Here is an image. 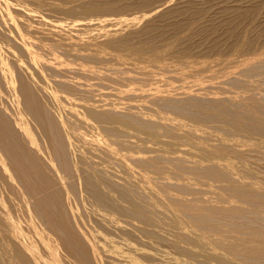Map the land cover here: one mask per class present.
Here are the masks:
<instances>
[{
    "label": "bare ground",
    "instance_id": "obj_1",
    "mask_svg": "<svg viewBox=\"0 0 264 264\" xmlns=\"http://www.w3.org/2000/svg\"><path fill=\"white\" fill-rule=\"evenodd\" d=\"M43 1L41 0L39 4L42 3L43 5L46 3L49 5L46 6L45 4L47 8L50 7V9L53 8L56 11L62 10L61 12L65 11L63 12V14L65 13L67 15L68 13L69 16L71 14L75 15L76 12L77 14H79V12L81 14L83 13L82 15L79 14L81 16L78 15V18L84 16V14H91L92 16V14L107 12H109V14L107 13V15L109 16L111 15L110 12L113 13V11L115 10L123 11V9H130V5V10H134V8H132V0L129 3L130 5L126 4V0H103L99 2L98 0H95L96 2H93L94 0H91L90 3L89 0H85L88 1V3L81 5L80 8L77 9L74 8L76 4L75 2V4H73V7L69 6V8H64V4L62 6L60 5V2L59 5H56L58 3L55 4V1L57 2L59 0H51L52 2H54L53 4L47 3L51 2L50 0H45L44 2ZM62 1H64L65 3V0ZM156 1V4H158L159 0ZM37 2H35V4ZM69 2L66 0V3L69 4ZM120 2L125 3L126 5L122 3L120 4ZM147 2V4L149 5V2L151 1L148 0ZM153 2H155V0ZM70 3H72V1ZM143 3L141 5H143ZM25 4L26 3H24V5ZM39 4L38 6L41 8ZM32 5L33 4L31 3V6ZM127 5L129 6L126 9ZM151 5L153 6V4ZM158 5H155L156 8L158 7ZM45 6L43 5V9H47ZM76 6L78 7L79 4L77 3ZM39 7L37 8L36 5V8L40 11ZM119 7L125 8L122 9ZM250 7H242L246 12L245 14H248L249 16L252 14L254 15V13L256 14L259 6H255L256 8L251 7L252 9ZM138 8L139 5L137 9ZM144 8L146 9L147 7ZM150 8L152 7L150 6ZM154 8L153 10H155ZM0 9L2 11H0V264H155L154 262L151 263L150 261L160 259V254H156L159 247L156 246L157 250L154 249L155 252H152L153 248H151L152 251L151 249H148L151 246H147V243L149 242L150 245V242L152 243V241L156 237H158L159 239H166L168 233H166V236L164 237L163 233L165 232L162 231V229L164 228V226L166 227V225H169L170 228L173 229L172 233L175 232L174 229L177 230V233L175 232L176 240L175 238L170 237L171 233L169 235V237L175 241V244H173V240H170L168 236L167 239L172 243L166 241L167 244L169 243L170 245L171 243L173 244V246L175 245L174 247H177V249L180 248V252H183L190 256L201 255V259L203 262H205V264L212 260L216 261L218 264H264V166L261 165V161H264V118L262 117V114L264 113V96H261L256 92V89L260 87H257V83L256 85H254L253 83H251V80L247 78V80L249 79L250 81H247L245 79L244 85L242 86L240 84L243 87V93L241 94V96H243V98L241 97L242 101L243 99H245L248 101V103L247 101H244L246 104L234 103V107L235 105L237 107L239 106V108L241 107L243 112H237L236 110L231 111L229 107L222 105V100L220 101L218 97H206L207 95H204L205 98H202L203 95H201V98L196 97L195 95L190 96L192 97V100L190 101H193L194 103L195 101H197V103L198 101L202 102L201 105L199 104L198 107H195L197 109L196 112H191L192 110L190 111V108L192 107V104L190 105L191 107L189 106L190 108L188 107L189 110L188 108L186 110V107H182L184 105L181 104V100L179 99L180 96H177V99L176 97L171 96L172 94L169 95L158 92L156 93L157 90L153 91L155 93L150 92L152 93V95L149 96L150 101L159 104V106L161 105V109H164V107H168L167 109L171 108L175 111V113L178 112V114H184L188 119L190 118V121H193L195 123L194 128L190 127L188 129L184 128V126L181 124L180 132V125H173V121H171V123L170 121L167 122L168 117L165 118L166 116L163 117L162 114L157 115V118L153 117L150 113H147L148 107L142 105L140 102L139 105L136 104L137 101L136 103L127 104V106L125 105L126 107L124 106L125 109L123 110L122 106L119 105L120 103H123L121 102L123 101L122 99L129 98L130 96L132 97L133 94L129 93L128 90H126L125 85H123L124 87L123 89H121L122 85L120 86L119 84L121 92L120 94L109 93L108 91L111 90V88L114 86L112 84L114 83L110 84L111 88L108 87L110 86L109 83L106 84L108 86L104 85L106 88L102 87L103 85L101 84L105 79H101V74H98V72L91 73L88 71H84V69L77 70L76 68L74 72V69L71 70V73H74L77 76L72 75L73 77L71 76V78H68L69 76L67 74V68L69 67V65L72 66V64H66L68 66L67 68L60 67V65L58 66L56 65V63L54 64L49 61V57H44L49 56V52L51 51L47 52L49 53V55L45 52L46 55L44 56L43 54L45 53L42 54L41 52L44 49L47 51V49L44 48L46 46V44L44 43L45 40L49 41V45L51 43L50 46H60V48H63L62 50H65L68 54H73V52L77 53L80 51L83 52V49L89 48L95 43L94 37L97 35L99 36V34L94 33L95 36L93 38H87L88 40H83L79 34H82L81 36L83 37L84 32L79 34L76 33L78 29L76 26L79 25L86 31L95 30L96 32L97 30L100 32V36H107L105 42H103L104 40L99 38L103 42L100 47L98 46L99 48H104V46L102 45L106 44L107 46L116 48V50L119 49L118 51L126 50L129 54L140 57H135L136 60H139L141 59V57H143L146 58V60L149 59L155 62L158 60V58H160V55L163 54V51L161 52V47L159 45H161L162 42L166 41L163 37L164 41H161V38V42L159 41L161 44L156 45L157 41L156 43L154 41L156 35H154V39L152 38L154 31L156 30H153L152 28L151 29L153 30V33H150L151 30L150 32L149 30L146 32L152 34V36L148 35V37L150 36L151 38H142L143 36L140 37V35L145 32V29L147 27L150 28L151 25L144 26L143 24L144 28L139 31L131 29L132 33L129 31L131 34L124 33L121 35V33H119L120 30L127 29L125 27L122 29V26H127L129 29V24L134 23L140 13L141 16H139L141 18L149 16L148 13L151 12L148 11H150L151 9H146L148 11L147 14L146 12L144 13V16L142 15V12H139L137 16H134L135 14L132 13L134 17H131L132 14L130 12H134L135 10L122 12L131 14L128 15L131 18H124L122 13L120 15L121 17H114L113 15H111L113 17H108L107 15V17H103L101 15L102 18L99 16V18H89V15H87L88 17L85 16L80 19H76L77 15H73L75 20L71 19L70 23H68L67 21L68 19L70 20V17L68 15L67 17L59 14L56 18L55 14L57 12L54 13L55 11L53 12L52 10L51 12L54 13V19H52L53 14L51 13V20L46 15V13H44L50 11V9H48L47 11H43V14H45L43 15L35 13V10L29 8L28 6L25 7L20 3L14 4L11 0H0ZM158 10L155 11L158 12ZM121 11H118V14L115 12V14L119 15ZM175 11L177 12L178 10ZM191 11H193L194 13H199L197 9H191ZM13 12L16 13V15H14ZM125 13L124 15H126ZM59 16H63V18L67 17V19L65 20L64 18V20H62V18H59ZM139 19L140 18H138L136 22H138ZM61 21H67V23L71 25L69 29L71 28L72 30H74L76 27V32L70 34H65L64 32L61 33L62 31H65L60 30V25L64 24V22L61 23ZM47 22L49 24H52L51 26H53V28H49L48 32H43L42 28L40 29L38 24H41L42 27V24L47 25ZM68 24H65V26H68ZM190 26L191 28L188 27L189 30L191 29L190 31H195L197 29L196 27H198V25H195L194 22L191 23ZM235 26L236 25L234 24V27ZM81 28L79 30H81ZM45 29L48 30L47 27ZM134 30L137 32L135 33ZM133 32L135 34H133ZM88 34L91 33L89 32ZM88 34H86V36H89ZM118 34L120 35L118 36ZM245 34L247 33L245 32ZM134 36H138L140 41L137 43L136 41L133 42V40L135 39ZM243 36L241 37V39H243ZM258 40L260 41V39ZM97 41L96 43L98 44ZM242 42V45L245 47V54L247 53V56L244 55L245 58H241L243 56V49L242 52L239 51L240 53H242L240 54V58L243 59L242 61H239V63L241 62L240 67L243 66V71L246 72L243 73L246 74L245 76H255V78L257 74V77L261 75V78L256 79H260L259 83L264 84V74L262 73L259 75V73H255L258 70L261 71V69L255 70V67L254 69L252 68L253 66H255V64H258L260 66L262 65V67L264 66V47L255 48L253 45H251L250 42L252 41H250L247 36ZM166 43V45H169V42ZM106 45L105 49L107 50L108 47H106ZM57 46L53 48L57 50ZM162 46H165V44L163 43ZM173 47H176V45ZM48 48V50H53L50 49L51 47L49 46ZM93 48H90L89 50H92ZM105 49L102 50L105 52H111L106 51ZM111 50L113 51V49ZM54 51H52V53ZM103 51H99V53L97 52V50L90 51L91 53L89 52L87 57L93 58L95 60H100L101 63L106 62L105 64L107 65V60L102 62V60L106 58L108 59L109 64H112V61L109 60V58L105 57L104 54L103 56H100ZM176 52L179 53V51ZM235 52L237 53L238 49ZM83 53L81 54V57ZM184 53L186 54V52ZM184 53L182 54L180 51V54H182L183 56H185ZM164 54L168 53L165 52ZM225 54H227V51ZM71 55L68 57L72 59L73 55ZM86 55L84 57H86ZM173 55L171 56L172 58ZM189 55L188 57H191V55ZM237 55L239 58L238 53ZM114 56L117 57V55L115 54ZM114 56L112 57V59L114 58L116 61V58ZM118 56L120 57L122 55ZM73 57L75 58V56ZM124 57L125 56H123L122 58ZM163 57L164 56H162V58ZM171 57H168V59L171 60ZM131 58L132 60H134L132 56ZM162 58L160 59L162 60ZM176 58H178V56H176L173 60L177 61ZM181 58L183 57L180 56L179 60ZM225 58L227 59V57ZM83 59L84 61H86L85 58ZM219 59H217V61ZM223 59L222 61L224 62ZM226 59L225 64H227ZM58 61L60 62V60ZM115 61H113V63ZM145 61L142 62L143 65ZM191 61L190 63L192 65L194 62L192 63ZM203 61L204 63H206L205 60ZM203 61L201 63H203ZM235 61L238 62V60ZM91 62L94 63L95 66H97L95 63H97L98 61L93 62L92 60ZM184 62L178 63L183 64ZM220 62L221 61L219 60L217 64H219ZM76 63L78 67V63L81 62ZM178 63L176 64V66L178 65ZM201 63L200 61H198V64ZM58 64H62V61ZM97 64V68L101 67L102 65L101 64L99 66V62ZM105 64L102 65L103 68ZM139 64H141V61ZM139 64H134L137 66H133L132 68L136 69ZM209 64L212 65L211 62ZM116 65L118 66V64ZM153 65L154 64H152V66ZM165 65L167 66L168 64L165 63ZM165 65L163 64V66ZM87 66H90V64ZM117 66L115 67L116 69ZM148 66L150 67V64L147 65V68ZM163 66H161L160 68L162 69V71L164 68ZM74 67L76 66L74 65ZM80 67L83 66H79V68ZM106 67L109 66H105V68ZM121 67H123V65ZM128 67L129 69L131 68L130 65ZM167 67H165V71ZM210 67L208 66V64H204L202 69H206L207 71V69ZM71 68H73V66L69 67V69ZM88 68L87 70H91ZM112 68L111 71L115 72L116 70H113L114 68ZM147 68L145 67L144 70L141 71L143 73L142 75H146V70H148ZM153 68L156 69L155 66ZM173 68H176L175 64ZM173 68L170 69L174 70ZM222 68L225 70L229 67L224 68L223 66ZM118 69L120 70L119 73H124L121 71V69L123 70L124 68L120 69V66H118ZM155 69L151 70L152 73H155L153 72V70L157 71V69ZM176 69L177 70L175 71H178L179 68ZM193 69L194 73L192 72L190 74L197 78L199 72L196 73L197 76H195V71L197 72V69L195 70V65ZM202 69H198V71L201 70L203 72ZM230 69L231 71L233 70L232 68ZM99 70L101 71V69ZM107 70L110 75L113 73L109 72L110 68ZM136 70L134 71L136 72L135 74H139ZM185 70L187 69L185 68ZM129 71L131 72V70ZM129 71L127 70L125 74L128 75ZM158 71L160 72V70ZM158 71L156 72V74L159 73ZM103 72H105L104 75L107 73L106 70ZM181 72L183 73V70ZM186 72L185 74L187 75ZM208 72H210V70L205 72L206 74L204 72L203 73L204 75H209L210 73L208 74ZM215 72L216 71H214V74ZM152 73L150 72L151 76H153ZM109 74H106V76L108 77ZM162 74H160V77H162ZM169 74H171L170 71ZM169 74H167L168 78L170 77ZM145 75L144 77L142 76L144 79L148 78L149 73H147V77ZM174 75L179 76L176 74V72ZM231 75L233 76V73ZM82 76H84V78L90 77L91 79L100 78L101 81H103L102 83H98V81H96L101 86V90L104 88L105 90H107V92L105 90H102L105 92L98 90L100 86L97 89V86L94 84L97 92L99 91L98 93H95V88L93 87L94 85L90 86L89 81L86 84V80H84L83 82L79 79V77ZM130 76L132 79H134V77L136 78V75L132 77L133 75L130 74ZM236 76L237 75H235L234 77ZM113 77L114 76L109 78ZM126 77L128 79L129 75ZM209 77L212 78V75H209ZM216 77L218 76L216 75ZM216 77L215 75L213 76V78ZM224 77L226 76L224 75ZM234 77H230L229 79L231 80V78ZM189 78L192 79L191 77ZM189 78H186V82ZM213 78L211 80L214 81L215 79ZM255 78L254 80H256ZM119 79L122 80L123 78L119 77ZM223 79L221 78L220 81H223ZM113 80L115 81V78ZM145 80L143 82H146ZM207 80L209 81V79ZM136 81L138 82L139 79ZM192 81L194 83V81L196 80L194 79ZM90 82H93V80ZM132 82L134 83V81ZM154 82L155 81L153 80L152 84H154ZM186 82L184 81V83ZM191 82L189 81V83ZM232 82L233 81H231L230 83ZM146 83L149 85L148 82ZM176 83L177 84L174 85H179L178 82ZM141 84L142 83L138 84L140 86L137 87H142ZM203 85L204 84H202V86L200 87H203ZM216 85L217 87L219 86V84H215V86ZM230 85L228 88L227 84V88L231 90ZM150 86L148 89L149 91L151 90ZM185 86L183 89L186 90L187 88H185ZM232 86L234 85L232 84ZM206 87L209 88L211 87V85H206ZM212 87L214 88L213 85ZM224 87L225 86L220 88H223L224 91ZM107 88H109V90ZM127 88L132 91L130 87L127 86ZM213 88L211 89L214 94L217 90L214 89L215 91H213ZM154 89L152 88V90ZM170 89L174 90V88ZM188 89V91H190L189 87ZM144 90L145 89L143 88V90L141 91L143 92ZM185 90H183L182 92L184 93ZM200 90L202 89L200 88ZM207 90L209 91V89ZM178 91L179 88L175 93H177ZM233 91H235L234 88ZM240 91L241 89L239 90V93ZM236 92L235 94H237ZM235 94L233 92L234 96ZM257 95L259 96L257 97ZM111 96H114V98H111ZM9 97L12 102H9ZM233 98L234 97L230 99L233 100ZM256 99L258 100L257 103ZM150 104L153 105L152 103H148L147 106L150 107ZM232 106L233 105H231V108ZM156 109L158 110L157 107H155V110ZM171 109L169 115L172 114ZM151 110H153V106ZM259 111L260 113L262 112L261 116L259 115ZM165 112L167 111L165 110ZM238 113H244V115L242 114L241 116ZM176 116L178 117V115ZM186 116H184V119ZM173 118L175 117L173 116ZM178 120L176 122H178ZM180 120L182 119L180 118ZM211 121L217 122V125H219V127H217L224 130L229 135V137H224L223 133L221 137L219 136L217 139H213L212 141L211 137L201 134L198 135V127L202 124L204 125V123L207 122H209V125L211 123L213 124V122ZM211 127L213 126L211 125ZM209 131L210 130H208L206 133H208ZM135 132L141 133V135L143 134V140L147 139L148 141H157L161 144H159V148L154 147L156 150L152 148L151 145L153 144H149L150 146L147 145L146 147L144 146L145 149L143 147V151L153 150L155 154L154 152H152L153 154L150 155V153L148 152L150 156H145L146 153L144 154L143 152L142 153L144 155H134L133 153L129 152L121 153L120 150L122 149L119 148L120 150H118L116 148V145L113 146V143H118L122 147L125 146L123 149H126V147L127 150L132 149L135 144V141L133 140L134 138H132L134 136L136 137ZM211 133L213 132L211 131ZM216 133L214 131V134ZM161 135H165V137H163L165 139L167 138L166 136H169L171 139H164L165 141H163V139L159 140V136ZM210 136H212V134H210ZM138 137L139 136H137L136 138ZM196 139H198V142H194V140ZM139 140L141 141L142 139ZM136 141L138 142V139ZM149 142L146 143L148 144ZM184 143H193V145L196 143L197 146L195 147L197 149L193 151V149L190 148V144V147H188V149L186 146V149L180 148L182 145H187ZM138 144L141 145V143ZM149 147L151 148L149 149ZM138 148H140V146H138ZM141 151L139 150V152ZM132 152L134 151L132 150ZM180 153L184 155L188 154L191 158L186 157ZM185 158L191 159L190 166H187L185 163V161L190 160H186ZM167 162L172 165L175 176L176 173L180 174L181 176V174H183L185 170H189L187 172L191 171L196 175L195 177H202V180H204V178H208L213 182H217L218 185L215 186L216 188L218 186L219 191L212 189V191L215 190L216 196H210V199H214L209 200L207 199V196L205 198V195L207 194L202 196L204 198H200V192V196L198 198L194 199V196L192 195L191 198L193 199H188L182 197L181 195H174L172 191L170 192V190L172 189L171 186L170 190H167L165 187L162 189V183L166 182L162 179V177L165 178L167 172L165 176L163 175L160 178L157 177L159 180L162 179L161 183H158L161 184V187H159L160 189H162V191L159 193H153V188L149 185V187H151L150 189L145 183V181H148V179H145L146 175H142V178H140V182H142V184L139 182V178L137 179V173L135 174L137 167L140 170H143L142 173L145 172L144 174H148L150 172L151 174H164L165 171L169 169H167L165 165V163ZM192 173L191 176L193 177ZM169 175L172 177L171 174ZM167 176L165 179H167ZM186 177L187 176H185V178ZM174 178H170L171 180L169 179L170 182L168 184H170L172 180L175 182L176 178ZM180 179L178 180V183H180V181L182 183V180ZM192 179L190 180L192 181ZM186 181H184L183 184L180 183L176 185L178 191H180L181 193L186 189L184 185V183H188ZM192 182V185H195L194 180ZM197 182L198 181L196 179V184H198ZM163 184L165 185V183ZM190 184H187L188 187H186L189 188ZM168 186L169 185H167L166 187ZM196 187L198 186H195V188ZM190 189H193V186L190 187ZM200 189L201 188H199V190L197 191H200ZM208 189L205 190L208 191ZM187 190L189 191V189ZM202 190L203 189H201V191ZM192 191L196 192L195 189ZM203 192L204 191H202V193ZM177 193L180 194L179 192ZM214 195L215 194H213V196ZM83 204L89 205L87 214L83 213V210L81 211L82 208L80 207H84ZM84 208H87V206ZM164 230L167 231L166 228ZM172 237L175 236L172 235ZM150 238H153V240L150 241ZM156 242H154L156 245L158 243V245L161 246V243L159 244V241L157 243ZM179 242L185 244V246H180ZM170 248L168 250V253L170 251ZM173 249L171 251H173L174 254V251L176 250ZM161 254H163V252ZM173 254L170 253V255L172 256ZM175 254H179V252ZM165 255L168 256V254ZM161 256H164V254ZM182 256L180 257L178 255L179 259H183V257L187 258L185 256ZM166 258L168 259V257ZM177 259L176 263L181 264L178 263ZM187 259H189V257ZM162 260L164 262L167 261H165L164 259ZM170 260L172 262V259L169 256L167 262H169ZM173 260L174 261L172 262V264L175 263V259ZM185 261L187 260L185 259ZM193 262L195 261L193 260ZM159 263L160 261H158V264ZM194 264H196V262Z\"/></svg>",
    "mask_w": 264,
    "mask_h": 264
},
{
    "label": "rangeland",
    "instance_id": "obj_2",
    "mask_svg": "<svg viewBox=\"0 0 264 264\" xmlns=\"http://www.w3.org/2000/svg\"><path fill=\"white\" fill-rule=\"evenodd\" d=\"M14 4H21V5H23V6H25V7H29V8H31V9H33V10H35V13H39V14H43V11H47L48 9H50V7H46V6H49L48 4H46V6H45V4H43L47 9H43L44 7H43V5H42V3H40L39 4V2L41 1V0H22V2H21V0H11ZM38 1V2H37ZM43 1V0H42ZM45 1V0H44ZM43 1V2H44ZM51 1V0H50ZM62 1V0H61ZM60 0L59 1H55V4L56 3H58V4H56V5H59V2H60V5H62L63 6V4H64V8H69V6L70 7H73V4H75V6H74V8H80V6L81 5H83V4H86V3H88V1H79V0H67L68 2L70 1H72V3H70L69 2V4L68 3H66V0H65V3H64V1H62L61 2ZM93 1V0H92ZM97 1V0H96ZM95 0L93 1V2H96ZM99 1H103V0H98V2ZM105 1V0H104ZM106 1H109V0H106ZM127 2H126V4H129L130 2H131V0H126ZM140 0H132V8H134V10L132 9V10H130L131 9V5L129 6V5H127L126 6V9H127V7L129 6V8L130 9H127V10H125V9H123V8H125V7H119V8H122L123 9V11H126V12H129V11H134V12H130L131 14L132 13H134L135 15L134 16H137L138 14H139V12H142V15L144 16L145 14V12H146V14H147V11L148 10H146V9H151L150 11H148V12H151V13H148L149 14V16H147V17H143V18H141L140 16H141V13L138 15V18H140L139 19V21L138 22H136V20H138V18L135 20V22L134 23H131V24H129L128 26L130 27L129 29H128V27L127 26H122L121 28L123 29L124 27L125 28H127V29H123V30H120L119 31V33H121V35L122 34H124V33H126V34H131L132 32V30L133 29H135V30H137V31H139V30H141L142 28H144V26H152V25H154V26H150V28L149 27H147L146 29H145V32H143V34L142 35H140V37H142V38H151L150 36H152V34H149V32H150V30H151V32L150 33H153L152 31L155 29L156 31H154V34H153V36H152V38L154 39V35H156V37H155V43H156V41H157V43H156V45H159V44H161L160 42L165 38V41L166 42H169V45H166L167 43L166 42H162V44L164 43L165 44V46H162V44L161 45H159L160 47H161V52L163 53H161L162 55H160V58H162V56H164L163 58H162V60L160 59V58H158V60L157 61H155V62H153L152 60H149V59H147L146 60V58H143V57H141V59H135V57L136 58H140V57H138V56H136V55H131V54H129L128 53V51H123V50H120V51H118V50H116V48H113V47H110V46H107L106 44V47H108L107 48V50L105 49V45H102V46H104V48L103 47H101V48H99L100 46H101V44L103 43V42H105V40H106V38H107V36H104V35H101L100 36V32L99 31H97L96 30V32H95V30L93 31H86V30H84V29H82L81 28V26H79V25H77L76 27L78 28L77 29V32L75 31L76 30V27H75V29L74 30H72L71 28L69 29V27H71V25L70 24H68V23H70L71 22V19L73 20H75V18L73 17V15L74 14H71L70 16H69V14L67 13V15L70 17V20L68 19L67 21H68V23H67V21H61V23H63L64 22V24H61L60 25V30L62 31V30H65V31H62L61 33H67V34H70V33H82V32H84V33H86V34H88L89 32L91 33V34H88L89 36H86V34H84L83 33V35L85 36H81L82 34H79L80 35V37L83 39V40H85V39H91V38H93L94 36H95V34L94 33H96V34H99V36L97 35V36H95L94 38H95V45L93 44V45H91L89 48H86V49H83V52H73V56H75V58L71 55V54H68L65 50H62L63 48H60V46H57V50L55 49V48H53V47H56V46H50L51 45V43H50V45H49V41H47V40H45L44 41V43L46 44V46H45V44H44V48H46L47 49V51L44 49L43 51H41L42 52V54L43 53H47V52H49V51H51V52H49L50 53V55H49V53H47L49 56H44V55H46V53L45 54H43V56L46 58V57H49L48 59H49V61H51L52 63H56V65H60V67H64V68H67L68 66L66 65V64H68L69 65V63L70 64H72V66H73V68H71V69H69V67H72V66H70L69 65V67L67 68L68 69V71H67V74H68V78H71V76L73 75V76H77V75H75L74 73L72 74L71 72V70H73V72L77 69H84V71H88V72H98V74H101V79L103 80V79H105V80H103L104 82H106V83H104L103 81H101V79L100 78H98V79H91L90 77L88 78H84V76H82V77H79V79L80 80H82L83 82H84V80H86V84H87V82L89 81V83H90V86H93L94 84L97 86V89H98V87L100 86L98 83L99 82H103L101 85H103L102 87H105V86H108V85H106L107 83H109V85L110 84H112V83H114V84H112V85H114L112 88H111V85L110 86H108L109 88H111V90L110 91H108L109 93H113V94H120L121 92H120V87H119V84H120V86H121V89H123V85H125V87H126V90H128V92L129 93H133L132 94V97L130 96L129 98H124V99H122L123 101H121V102H123V103H120L119 105L120 106H122V109L124 110L125 108H124V106L126 105L127 106V104H132V103H136V101H137V103L136 104H138L139 105V102L142 104V105H145L146 107H148V114L150 113L153 117H156L157 115H161L162 114V116L163 117H165V118H167V122L168 121H170V123H171V121H173L172 122V124L174 125H180V132H181V124L184 126V128H194V126H195V123L193 122V121H190L188 118H187V116L186 115H184V114H181V113H179L178 114V112H176L175 113V111L174 110H172L171 108H169V109H167L166 107H164V109L167 111V112H165V110L164 109H161L160 107H161V105L159 106V104H157V103H153V102H151L150 101V97L149 96H151L152 95V93H150V92H153V91H155V90H157L156 91V93L158 92V93H163V94H169V95H171V96H174V97H176L177 99H178V97H179V99L181 100V104L182 105H184V106H182L183 108H185L186 107V110H187V108L189 107L190 108V111L191 112H196L197 111V109L195 108V107H198L199 106V104L201 105V101H198V103H197V101H195V103L193 102V101H190V100H192L191 98L192 97H190V96H196V97H202L201 95H203V97L202 98H205L204 97V95H207L206 97H213V96H215V97H218V99H220V101H221V103H222V105H224V106H227V107H229V109L231 110V111H242L243 112V110H242V108L240 107L239 108V106L237 107L236 105H235V107H234V103H239V104H242V103H244V104H246L245 102L247 101V100H245V99H243V101H242V98H243V96H241V94L243 93V85H244V82H245V79L247 80V78H249L250 80H251V83H253L254 85H256V83H257V87L258 86H260L261 87V85H262V87L260 88V87H258L257 89H256V92L257 93H259V95H261V96H264V88H263V83H259L260 82V79H256V78H261L260 76V74H264V66L262 67V65L260 66V65H258V64H255V66H253L252 68L254 69V67H255V70H258V69H261V71L260 70H258L257 72H255V70H254V72L257 74V73H259V77H257L258 76V74H257V76H256V78H255V76H252V77H250V76H245L246 74V72L245 71H243V66H241L240 67V63H239V61H242L243 59H241V58H245V56H247V53L245 54V47L242 45V41L244 40V38L247 36L248 38H249V40L250 41H252V42H250L251 43V45H253L255 48H261V47H264V0H159L158 2V4H156L157 3V1L155 0V2H153L154 0H149V1H151V2H149V5L152 7V8H150V6L147 4L148 2V0H141L140 2H139ZM172 1V2H171ZM186 1V2H185ZM207 1V2H206ZM30 4H29V3ZM35 2H37L36 4H35ZM47 2V1H46ZM75 2V3H74ZM81 2V3H80ZM91 2V0H89V3ZM143 3V5H141L142 3ZM167 2V3H166ZM260 2V3H259ZM24 3H26L25 5H24ZM31 3L33 4L32 6H31ZM47 3H50V4H53L54 2H47ZM77 3L79 4V6L77 7L76 5H77ZM122 2H120V4H121ZM154 3H155V5L157 6L158 5V7L156 8V6L154 5ZM162 3V4H161ZM38 4L41 6V8L38 6ZM122 4H125V3H122ZM125 4V5H126ZM144 4H147V5H144ZM151 4H153V6L155 7H153ZM164 4V5H163ZM27 5V6H26ZM35 5V6H34ZM36 5H37V8L39 7L40 8V11L36 8ZM66 5H67V7H66ZM125 5H123V6H125ZM138 5H139V10L137 9V7H138ZM188 5V6H187ZM251 6V7H255V6H259L258 7V10H257V12H256V14L254 13V15L252 14V15H248V14H245L246 12L243 10L244 8H246L247 6ZM61 6V7H62ZM121 6V5H120ZM238 6V7H237ZM144 7H147L146 9L144 8ZM171 7H173V8H171ZM188 7H189V9H188ZM200 7V8H199ZM237 7V8H236ZM242 7H244V8H242ZM250 7V8H251ZM37 9V11H36V9ZM141 8V9H140ZM153 8L155 9V10H158V12L157 11H155V10H153ZM230 8V9H229ZM256 8V7H255ZM43 9V10H42ZM171 9V10H170ZM191 9H197V11L199 12V13H194L193 11H191ZM239 9V10H238ZM252 9V8H251ZM42 10V11H41ZM53 10V12L54 13H58V12H60V13H56L57 14V16H56V14H55V17L57 18L58 17V15L60 14V15H63V16H67L65 13L63 14V12H65V11H63V12H61L60 10L59 11H56L55 9H53V8H51L50 9V11H47V12H44V13H46V15L51 19V17H52V15H50L51 13L53 14V18L52 19H54V13L53 12H51ZM129 10V11H128ZM152 10H153V12H155V13H153L152 12ZM175 10H178L177 12L175 11ZM0 11H1V9H0ZM117 10H115V11H113V13L112 12H110V14L111 15H113L114 17H119L120 15H121V13L123 12V11H121V10H118V11H121L120 12V14L119 15H116L115 14V12H116ZM117 11V12H118ZM172 11V12H171ZM175 11V12H174ZM187 11V12H186ZM202 11V12H201ZM243 11H244V13H243ZM2 12V11H1ZM48 12H49V14H48ZM116 12V13H117ZM181 12V13H180ZM108 14H109V12H107ZM107 13H96V14H92V16H91V14H84V16H82V17H79L78 18V15L79 14H81L80 12H79V14H77V12H76V14L75 15H77L76 16V19L78 18V19H80V18H83V17H85V16H87V15H89V18L91 17V18H95V17H101V15L103 16V17H107L108 15H107ZM125 13V12H124ZM124 13H122V15L124 16V18H127V17H129V18H131V17H134L133 16V14H132V16L130 17V16H128V15H131V14H126V15H124ZM153 13V14H152ZM157 13V14H156ZM239 13H240V15H239ZM13 14L14 15H16V13H14L13 12ZM83 14V13H82ZM81 14V15H82ZM100 14V15H99ZM118 14V13H117ZM150 14H152V15H150ZM199 14V15H198ZM242 14V15H241ZM259 14V15H258ZM43 15H45V14H43ZM74 15V16H75ZM81 15H79V16H81ZM105 15V16H104ZM107 15V16H106ZM111 15H109V16H111ZM198 15V16H197ZM237 15V16H236ZM63 16H59V18H62V20H64V18H65V20L67 19V17H64L63 18ZM71 16H72V18H71ZM108 16V17H109ZM113 16H111V17H113ZM122 16V17H123ZM190 16V17H189ZM244 16V17H243ZM249 16V17H248ZM88 17V16H87ZM98 17V18H99ZM121 17V16H120ZM195 19H194V18ZM252 17V18H251ZM102 18V17H101ZM51 19V20H52ZM97 19V18H96ZM151 19V20H150ZM140 20H141V22H140ZM143 20H144V22H143ZM148 22H147V21ZM54 21V20H53ZM191 21V22H190ZM66 22V23H65ZM195 23V25L197 24L198 25V27H196L197 29L195 30V31H190L189 30V28H191V26H190V24L191 23ZM48 23V22H47ZM142 23V24H141ZM260 23V24H259ZM65 24L67 25L68 24V26H65ZM137 24V25H136ZM141 24V25H140ZM143 24H144V26H143ZM145 24H147V25H145ZM234 24L236 25L235 27H234ZM39 25V27H40V29L42 28V31L43 32H48L49 31V28L50 29H52L53 28V26H51L52 24H42L43 26L41 27V24H38ZM62 26H63V28H62ZM135 26V27H134ZM143 26V27H142ZM157 26V27H156ZM233 26V27H232ZM263 26V27H262ZM48 28V30H46L45 28ZM52 27V28H51ZM67 27V28H66ZM134 27V28H133ZM154 27V28H153ZM189 27V28H188ZM231 27H232V30H231ZM81 28V30H79ZM153 30H152V29ZM229 28H230V30H229ZM245 28V29H244ZM132 29V30H131ZM248 29V30H247ZM250 29V30H249ZM72 31V32H70V31ZM80 32H79V31ZM84 30V31H83ZM124 30H125V32H124ZM128 30V31H127ZM134 30V32L136 33L137 31H135ZM149 30V32L148 33H146L147 31ZM246 30V31H245ZM259 30V31H258ZM86 31V32H85ZM128 33H127V32ZM131 33H130V32ZM188 31V32H187ZM98 32V33H97ZM133 32V34H135ZM155 32H156V34H155ZM179 32V33H178ZM245 32L247 33V34H245ZM252 34H251V33ZM262 32V33H261ZM146 33V34H145ZM189 33V34H188ZM244 34V36H243V34ZM94 34V35H93ZM132 34V35H133ZM147 35V36H145V35ZM157 34H160V35H157ZM162 34V35H161ZM179 34V35H178ZM192 34V35H191ZM90 35H93V36H90ZM116 35H117V33H116ZM120 34H118V36H119ZM148 35H150L149 37H148ZM259 35V36H258ZM160 36V37H159ZM179 36V37H178ZM186 36V37H185ZM243 36V39H241V37ZM253 36V37H252ZM135 37V36H134ZM138 37V36H137ZM137 37H135V39L133 40V42H135L136 41V43L137 42H139L140 40H139V37L137 38ZM159 37V38H158ZM164 37V38H163ZM240 37V38H239ZM259 37V38H258ZM261 37V38H260ZM262 37H263V42H262ZM99 38H101L102 40H104L103 42L99 39ZM157 38V39H156ZM162 38V39H161ZM178 38V39H177ZM256 38V39H255ZM87 39V40H88ZM97 39H98V41H97ZM160 39H161V41H160ZM167 39V40H166ZM170 39H171V41H170ZM181 39V40H180ZM258 39H260V41L258 40ZM180 40V41H179ZM240 40V41H239ZM242 40V41H241ZM255 40V41H254ZM257 40V41H256ZM96 41L98 42V44L96 43ZM99 41H101V42H99ZM160 41V42H159ZM164 41V40H163ZM241 43H239V42ZM51 42V41H50ZM179 42V43H178ZM232 42V43H231ZM238 42V43H237ZM256 42V43H255ZM260 42V43H259ZM261 42H262V44H261ZM252 43H255V44H252ZM257 44H260V45H257ZM97 45V46H96ZM176 45V47H173V46H175ZM235 45H238V46H235ZM262 45V46H261ZM48 46L49 47H51L50 49H53V50H48L49 48H48ZM99 46V47H98ZM158 46V47H159ZM252 46V47H253ZM94 47V48H93ZM98 47V48H97ZM165 47V48H164ZM171 47V48H170ZM236 47V48H235ZM242 47V48H241ZM253 47V48H254ZM90 48H93L92 50H89ZM164 48V49H163ZM235 48V49H234ZM62 50L63 51V53H62V51H60V50ZM99 49H101V50H99ZM105 49L106 51H111V52H105V51H103V50ZM111 49H113V51L111 50ZM160 49V48H159ZM163 49V50H162ZM237 49H238V54H239V58H238V55H237V53L235 52V51H237ZM240 49V50H239ZM242 49H243V56L241 57V55L240 54H242V53H240V52H242ZM56 52H55V51ZM86 50V51H85ZM87 50H88V52H87ZM97 50V52L99 53V51L101 52V51H103L101 54H100V56L102 55L103 56V54H104V56L105 57H107V58H109V60H111L112 61V64H109V61H108V59H103L102 60V62H104L105 60H107V65L105 64V63H101L100 62V60H95V59H93V58H90V57H87L88 56V54H89V52L90 51H96ZM116 52H115V51ZM165 50V51H164ZM170 50H172V51H170ZM225 52H224V51ZM247 50V49H246ZM52 51H54L53 53H52ZM168 51V52H167ZM176 51H179V53H177ZM180 51H181V53L183 54L184 52H186V54L188 53V51H189V53L186 55L185 53V56H183L182 54H180ZM226 51H227V54H225L226 53ZM240 51V52H239ZM64 52H66V53H64ZM114 52V53H113ZM118 52V53H117ZM119 52H120V54H119ZM123 54H122V53ZM168 53V54H164V53ZM220 52V53H219ZM223 52V53H222ZM56 53H57V55H56ZM60 53V54H59ZM79 53V54H78ZM83 53V55H82V57H81V54ZM91 53V52H90ZM93 53V52H92ZM111 53V54H110ZM117 53V54H116ZM127 55H126V54ZM172 53V54H171ZM219 53V54H218ZM229 53V54H228ZM234 53H236V54H234ZM52 54H53V56H52ZM55 54V55H54ZM59 54V55H58ZM61 54H63V55H61ZM75 54V55H74ZM77 54H78V57H77ZM87 54V55H86ZM106 54H110L109 55V57H108V55H106ZM114 54L115 55H117V57H115L114 56ZM171 54V55H170ZM174 54V55H173ZM177 54V55H176ZM180 54V55H179ZM191 55V57H188V55ZM230 54H232V55H230ZM72 56V59L71 58H69L68 56ZM86 55V57H84ZM118 55H122V56H118ZM129 55H130V57H129ZM166 55V56H165ZM173 55V58L171 57ZM189 55V56H190ZM207 55V56H206ZM235 55H237V56H235ZM245 55V56H244ZM51 56V57H50ZM115 57L116 58V61H115V59L113 58L112 59V57ZM123 56H125L126 57V59H125V57L124 58H122ZM131 56L134 58V60H132V58H131ZM176 56H178V58H176L177 59V61L176 60H173L174 58ZM180 56H182L183 58H181L180 60H179V58H180ZM197 56V57H196ZM199 56V57H198ZM229 56V57H228ZM233 56H235V57H233ZM58 57V58H57ZM129 59H128V58ZM167 57V58H166ZM168 57L170 58L171 57V60L170 59H168ZM208 57V58H207ZM210 57H211V59H210ZM220 57H222V58H220ZM225 57H227V59L225 58ZM241 57V58H240ZM61 58V59H60ZM83 58H85V60L87 61L88 59H91V60H88L87 62L86 61H84V59ZM121 58V59H120ZM198 60H197V59ZM203 58V59H202ZM220 58V59H219ZM224 58V59H223ZM234 58H236V59H234ZM66 59V60H65ZM69 59V60H68ZM74 59H75V61H74ZM146 61H145V60ZM160 59V60H159ZM184 59V60H183ZM191 59H192V61H191ZM206 59H208V60H206ZM210 59V60H209ZM215 59V60H214ZM217 59H219L221 62L219 63V64H217L218 62H219V60L217 61ZM222 59L224 60V62L222 61ZM225 59L228 61V62H230V63H228L227 61H226V63L227 64H225ZM234 59V60H233ZM58 60H60V62L58 61ZM65 62H64V61ZM93 60V62L94 61H98L100 64H99V66L102 64V65H104L105 64V66H109V67H106L105 68V66H104V68H103V66L101 65V67H98L99 69H101V71L97 68V66H98V62L97 63H95L97 66H95L94 65V63H92L91 61ZM130 61V62H128V61ZM136 60V61H135ZM165 62H164V61ZM170 60V61H169ZM181 60H183V61H181ZM188 60H190L194 65H195V70L197 69V72L195 71V76H197V74L196 73H198L199 72V77L197 76V78H195L194 76H192V74H190V73H194V69H193V67H194V65L192 64L191 65V63H190V61H188ZM203 60H205V62L206 63H204V61ZM235 60H238V62L237 61H235ZM61 61H62V64H58V63H61ZM90 61V62H89ZM111 61H110V63H111ZM113 61H115L114 63H113ZM134 61H135V63H134ZM140 61H141V64H139L140 63ZM143 61H145L144 62V65H143ZM149 61V62H148ZM160 61V62H159ZM164 63H163V62ZM185 61V62H184ZM198 61H200V63L203 61V63L204 64H208V66L210 67V66H213V67H210V68H208L207 69V71H209L210 70V72H208V74L209 75H212V78H213V76L215 75V77H216V75L218 76V77H216V78H213V79H215L214 81L213 80H211L212 78H210L209 77V75H204V73L205 72H207L206 71V69H202L203 68V63H201V64H198ZM213 61V62H212ZM231 61H233V62H231ZM235 61V62H234ZM66 62H68V63H66ZM76 62H81V63H78L79 65H78V67H77V63ZM89 62V63H88ZM117 62V63H116ZM148 64H147V63ZM158 62V63H157ZM162 62V63H161ZM174 62V63H173ZM176 62V63H175ZM178 62H184L185 63V66H184V63L183 64H181V63H178ZM212 63V65L211 64H209V63ZM216 62V63H215ZM236 62H237V65H236ZM85 63V64H84ZM93 65H92V64ZM120 63H121V65H120ZM139 64V66H141V67H136V69H134V68H132L133 66H137V65H134V64ZM165 63L166 64H168L167 66L165 65ZM173 63V64H172ZM178 63V67L176 66V64ZM214 63H215V66H214ZM223 63V64H222ZM239 63V64H238ZM84 64V65H83ZM90 64V66H87V65H89ZM116 64H118V66H120V69L121 68H124L123 70L121 69V71L122 72H124V73H119V69H118V66L116 65ZM149 65L150 64V67L148 66V68H147V65ZM152 64H154L153 66H152ZM158 64H160V65H158V69H157V65ZM163 64L165 65V66H163ZM171 65V67H170V65ZM174 64H175V67L176 68H179V69H182L183 70V73L181 72L182 70H179L178 69V71H180V72H178V71H175V70H177L176 68H173V66H174ZM180 64V65H179ZM232 64V65H231ZM233 64H234V66H233ZM74 65L76 66V67H74ZM114 68H112L111 66ZM123 65V67H121ZM130 65V69H129V66ZM146 65V66H145ZM173 65V66H172ZM219 65H220V67H219ZM222 65V66H221ZM227 65V66H226ZM229 65V66H228ZM254 65V64H253ZM79 66H83V67H80L79 68ZM91 66H92V68H91ZM94 66V67H93ZM117 66V69L115 68ZM148 69V70H146L147 71V73H149V76H151V74H150V72L152 73V69H155V68H153L154 66L156 67V69H157V71L158 70H160V72L159 73H157L156 74V72L157 71H154L153 70V72H155V73H152V75L154 76H151V77H149L148 75H147V73H146V77L148 76V78H145V79H147V80H145L143 77H144V75H142L143 73L141 72L142 70H144V68L145 67ZM152 66V67H151ZM160 66V67H159ZM161 66H163L164 68H163V71H164V73H163V71H162V69H160L161 68ZM224 66V68L225 67H229V68H227V69H225L226 71L227 70H229V71H227V73H226V71L222 68ZM231 66V67H230ZM233 66V67H232ZM239 66V67H238ZM89 67V68H88ZM96 67V68H95ZM165 67H167L166 68V71L164 70L165 69ZM192 67V68H191ZM238 69H237V68ZM76 68V69H75ZM87 68L88 69H91V70H87ZM94 68V69H93ZM110 68V70H109V72H113L111 75L112 76H114L113 78H109V77H112L107 71V69H109ZM111 68L113 69V70H116L115 72L117 73H115L114 71H111ZM128 68V69H127ZM173 68L174 70H171V69ZM185 68L187 69V70H185ZM218 68V69H217ZM230 68H232L233 70H234V72H233V70L231 71V69ZM93 69V70H92ZM129 71V70H131V72L129 71V73H128V75H129V77H128V79H127V77L126 76H128L127 74H125L126 72H127V70ZM138 69H140V70H138ZM155 69V70H156ZM198 69H202L203 70V72L200 70V71H198ZM214 69V70H213ZM236 69V70H235ZM106 70V74H109L108 75V77L106 76V74L104 75V73L105 72H103V71H105ZM138 71L137 73H139V74H135L136 72H134V71ZM191 70V71H190ZM193 70V71H192ZM220 70V71H219ZM221 70H222V72H221ZM224 70V71H223ZM239 70V71H238ZM242 70V71H241ZM118 71V72H117ZM162 71V72H161ZM169 71H170V73L172 74H169ZM186 71H188L189 72V74H188V72H186ZM214 71H216L215 72V74H214ZM219 71V72H218ZM241 71V72H240ZM100 72H103V73H100ZM175 72H176V74L177 75H179V76H175L174 74H175ZM178 72V73H177ZM185 72L187 73V75L185 74ZM201 72V73H200ZM212 72H213V74H212ZM233 73V76L231 75L232 73ZM238 72H240V73H238ZM243 72H245V73H243ZM261 72V73H260ZM115 73V74H114ZM141 73V74H140ZM163 73V74H162ZM165 73H167V74H169V78H171V79H169L167 76V74H165ZM230 73V74H229ZM235 73H238V74H235ZM130 74H132L133 76L132 77H134L135 75H136V78L134 77V79H132L131 78V76H130ZM155 74V75H154ZM160 74H162V77H160L161 75ZM206 74V73H205ZM228 76H227V75ZM116 75V76H115ZM118 75V76H117ZM125 77H124V76ZM141 75V76H140ZM157 75V76H156ZM164 75V76H163ZM185 75V76H184ZM203 75H204V77L206 78H204L203 77ZM221 75V76H220ZM224 75L226 76V77H224ZM235 75H237L236 77H234ZM242 77H240V76ZM72 76V77H73ZM138 76H140V77H138ZM143 76V77H142ZM159 76V77H158ZM174 76V77H173ZM182 76V77H181ZM203 77V79H202V77ZM104 77V78H103ZM118 77V78H117ZM119 77L120 78H123L122 80H120L119 79ZM138 77V78H137ZM176 77V78H175ZM178 77V78H177ZM180 77V78H179ZM189 77H191L192 79H190ZM230 77H234V78H231V80L229 79ZM244 77V78H243ZM246 77V78H245ZM82 78V79H81ZM107 78V79H106ZM110 80H109V79ZM115 78V81L113 80ZM150 78V79H149ZM158 80H157V79ZM164 78H166V79H164ZM178 79V80H175V79ZM186 78H189L188 80H187V82H186ZM218 78H220V79H218ZM221 78L223 79V81H220L221 80ZM226 78V79H225ZM241 80H240V79ZM254 78L256 79V80H254ZM90 79V80H89ZM112 79V80H111ZM119 79V80H118ZM127 79V80H126ZM139 79V81H141V82H137L136 80H138ZM146 81V82H148L149 83V85L146 83V82H143L144 80ZM149 79V80H148ZM152 79V80H151ZM196 80L197 81V79H198V81L196 82V81H194V83H193V81L192 80ZM204 79H205V81H204ZM207 79H209V81L207 80ZM247 80V81H250V80ZM93 80V82H90V81H92ZM98 81V83H97V81ZM134 81V83L132 82V81ZM153 80L155 81L154 82V84H152L153 83ZM166 80V81H165ZM168 80V81H167ZM208 81V83H207V81ZM228 80V81H227ZM242 80H243V82H242ZM95 81V82H94ZM124 81V82H123ZM127 83H126V82ZM131 82V83H129V82ZM181 81V82H180ZM184 81L186 82V83H184ZM189 81L191 82V83H189ZM213 81V82H212ZM219 81V82H218ZM231 81H233L232 83H230ZM165 82V83H164ZM169 82H171V83H169ZM176 82H180L179 83V85H174V84H177ZM196 82V83H195ZM214 82H216V83H214ZM223 82V83H222ZM239 82H242V83H239ZM117 83V84H116ZM140 83H142L141 85H142V87L145 89L143 92L141 91V90H143V88L142 87H137V86H140V85H138V84H140ZM145 83V84H144ZM156 83V84H155ZM159 83V84H158ZM162 83V84H161ZM167 83V84H166ZM169 83V84H168ZM182 83V84H181ZM192 83H193V85H192ZM221 83V84H220ZM226 83V84H225ZM238 85H237V84ZM259 83V84H258ZM134 84H135V86H134ZM164 84V85H163ZM171 84V85H170ZM181 84V85H180ZM187 84V85H186ZM201 84V85H200ZM202 84H204L203 85V87H200V86H202ZM211 85V87H206V85ZM215 84H219V86L217 87V85L215 86ZM227 84H228V88H229V85L231 86L230 88H231V90L230 89H228L227 88ZM232 84L234 85V86H232ZM242 86H241V85ZM89 85V84H88ZM95 85L93 86L94 88H95ZM105 85V86H104ZM118 87H117V86ZM146 85V86H145ZM151 85V86H150ZM156 85H158V86H160V87H158V86H156ZM166 85V86H165ZM168 85H170V86H168ZM174 85V86H173ZM187 87H186V86ZM189 85V86H188ZM212 85L214 86V88L212 87ZM225 86L224 88V91H223V88H220V87H223V86ZM127 86L128 87H130L131 89H132V91L131 90H129V88H127ZM132 86V87H131ZM149 86H150V91L148 90L149 89ZM153 86H155V87H153ZM175 86H177V87H175ZM183 86V87H182ZM184 86H185V88H187L186 90L185 89H183L184 88ZM196 86V87H195ZM237 86V87H236ZM92 87V88H93ZM188 87L190 88V91H188L189 89H188ZM216 87V88H215ZM93 88V89H94ZM106 88V87H105ZM109 88H107L108 90H109ZM137 88H139V89H137ZM142 88V89H141ZM152 88L154 89V88H156V89H154V90H152ZM161 88V89H160ZM170 88H174V90H172V89H170ZM178 88H179V93L177 92V93H175L176 92V90H178ZM195 88V89H194ZM200 88L202 89V90H200ZM205 90H204V89ZM211 88H213V91H215V90H217L214 94H213V92H212V89ZM233 88H234V90L235 91H233ZM237 88V89H236ZM112 89H114V90H112ZM118 89H119V91H118ZM125 89V88H124ZM135 89V90H134ZM192 89H194V90H192ZM207 89H209V91L207 90ZM215 89V90H214ZM229 91H228V90ZM241 89V91H240V93H239V90ZM261 89V90H260ZM263 89V90H262ZM95 91V93L97 92V90H96V88L94 89ZM98 90H100V91H102V90H105L104 88L101 90V86L99 87V89ZM139 90V91H138ZM183 90H185L184 91V93L182 92ZM220 90V91H219ZM106 92H107V90H105ZM105 91H102V92H105ZM111 91H114V92H111ZM147 93H146V92ZM166 91V92H165ZM168 91V92H167ZM170 91V92H169ZM172 91V92H171ZM173 91H174V93L176 94V96H175V94L173 93ZM188 91V92H187ZM194 91V92H193ZM205 91V92H204ZM237 91V92H236ZM259 91V92H258ZM99 92V91H98ZM97 92V93H98ZM137 92V93H136ZM186 92V93H185ZM193 92V93H192ZM202 94H201V93ZM211 92V93H210ZM227 94H226V93ZM229 92V93H228ZM230 92H231V94H230ZM233 92H234V94H235V92L237 93V94H235V96L233 95ZM134 93H135V95H134ZM144 95H142V94ZM145 93H146V95H145ZM150 93V94H149ZM153 93H155V92H153ZM224 93V94H223ZM138 96H137V95ZM148 94V95H147ZM180 94V95H179ZM189 94V95H188ZM191 94H193V95H191ZM209 95V96H208ZM219 95V96H218ZM221 95V96H220ZM227 96V98H226V96ZM228 95H229V97H228ZM232 95V96H231ZM259 95H257V97L259 96ZM135 96V97H134ZM140 96V97H139ZM141 96H143V97H141ZM148 96V97H147ZM178 96V97H177ZM231 96V97H230ZM190 97V98H189ZM220 97V98H219ZM223 97V98H222ZM232 97H234L233 98V100H231L232 99ZM242 97V98H241ZM111 98H114V96H111ZM130 98H131V100H130ZM139 98V99H138ZM145 98H146V100H147V102L148 103H152L153 105H151L150 104V107L149 106H147L148 105V103L146 102V100H145ZM229 98V99H228ZM231 98V99H230ZM240 98V99H239ZM9 99V102H12V100H10V97L8 98ZM129 99V100H128ZM134 99V100H133ZM141 99V100H140ZM186 100V101H185ZM237 100H238V102H237ZM257 100V99H256ZM126 101V102H125ZM130 101H132V102H130ZM229 101H230V103H229ZM242 101V102H241ZM245 101V102H244ZM260 101V100H259ZM258 102V100L256 101V103ZM261 102V101H260ZM126 103V104H125ZM147 103V104H146ZM190 103V104H189ZM233 103V104H232ZM247 103H248V101H247ZM196 104V105H195ZM229 104V105H228ZM188 105V106H187ZM193 105H195V106H193ZM231 105H233L232 106V108H231ZM125 106V107H126ZM152 106H153V110H151L152 109ZM155 107H157L158 108V110L156 109L155 110ZM150 108V109H149ZM189 108H188V110H189ZM196 109V110H193V109ZM236 108V109H235ZM161 109V110H160ZM170 109H171V115H169L170 114ZM154 111V112H150V111ZM160 110V111H159ZM142 111H143V109H142ZM164 111V112H163ZM155 112H158V113H155ZM161 112V113H160ZM257 112H258V110H257ZM262 113V112H261ZM261 113H260V111H259V115L261 116ZM156 114V115H155ZM239 115H241L242 116V114L244 115V113H238ZM168 115V116H167ZM176 115H178V117L176 116ZM179 115H180V118L183 120V122H182V120H180V118H179ZM183 115V116H182ZM173 116L176 118H173ZM184 116H186L185 117V119H184ZM170 117H172V118H170ZM262 117L264 118V113L262 114ZM157 118V117H156ZM178 118H179V120H178ZM188 119V120H187ZM178 120V122H176ZM211 122H213V124L211 123ZM210 123V125H209V122H207V123H204V125L202 124L201 126H199L198 127V132L197 133H199L198 135H206V136H208V137H211L212 138V141H213V139H217L219 136L221 137V135L224 133V137H229V135L224 131V130H222V129H220V128H218L219 127V125H217L218 123L217 122H214V121H211ZM193 125H192V124ZM211 125L213 126V127H211ZM210 126V127H209ZM214 126H215V128H214ZM218 126V127H217ZM206 128V129H204V128ZM211 129H213V130H211ZM217 131H216V130ZM219 129V130H218ZM208 130H210L208 133H206ZM222 130V131H221ZM201 131V132H200ZM211 131L213 132V133H211ZM214 131H215V133L216 134H214ZM204 133V134H203ZM206 133V134H205ZM226 133V134H225ZM210 134H212V136H210ZM218 134H220V135H218ZM135 135H136V137L137 136H139L138 138H136L135 136L134 137H132V138H134L133 140L135 141V144H134V146H133V148L132 149H128L127 150V147H126V149H123L124 147H122L120 144H118V143H113V146H115L116 145V148L118 149V150H120V149H122V150H120V152L121 153H133L134 155H144L145 153V156H150V155H152L153 153L152 152H154L153 150L152 151H143L144 149H145V147L148 145V146H150L149 144H153V145H151L152 146V148H154V147H156V148H159V146L161 145L159 142H157V141H152V140H143L144 138V135L142 134L141 135V133H138V132H135ZM217 135V136H216ZM226 135V136H225ZM161 136H162V138H161ZM161 136H159V140H162L163 139V141H165L167 138H169V139H171L169 136H166L167 138L165 139V138H163V137H165V135H161ZM142 137V138H141ZM131 138V139H132ZM138 139V142L136 141ZM139 139H142L141 141L139 140ZM165 139V140H164ZM168 140V139H167ZM146 142H149L148 144L146 143ZM194 142H198V139H196V140H194ZM138 143H141V145H139ZM138 144V145H137ZM155 144V145H154ZM160 144V145H159ZM184 144H187V145H182L180 148H182V149H186L185 148V146L187 147V149H188V147H190V145H191V147L190 148H192L193 149V151L195 150V149H197L195 146H197V144L195 143L194 145H193V143H184ZM119 145V146H118ZM189 145V146H188ZM138 146H140V148H138ZM145 146V147H144ZM158 146V147H157ZM184 146V147H183ZM192 146H194V147H192ZM143 147H144V149H143ZM120 148V149H119ZM142 148V149H141ZM151 147H149V149H150ZM189 148V149H190ZM155 149V148H154ZM192 149H191V151H192ZM127 150V151H126ZM132 150L134 151V152H132ZM139 150L141 151V152H139ZM156 150V149H155ZM144 154H143V153ZM148 152L150 153V155L148 154ZM154 154H155V152H154ZM180 154H182V153H180ZM182 155H184V154H182ZM184 156H186V157H189L190 155H184ZM189 158H191V157H189ZM189 158H185L186 160L187 159H189ZM190 161H185V163H186V165L188 166H190L191 164V159H189ZM184 163V164H185ZM168 164H169V166H168ZM165 165H166V168L168 169L167 171H165V173L164 174H157V173H152L151 174V172L150 171H148V172H150V173H148V172H146V173H148V174H144L145 172H143L142 173V171L143 170H140L138 167H137V169H136V171H135V174L137 173V179L139 180V182H140V178H142V175H146L145 176V179L147 180L148 179V181H152V182H148V181H145V183L148 185V187H149V185L153 188L152 189V191H153V193L155 192V193H159V192H161L162 191V189L165 187L167 190L169 189H171V187H172V189L170 190V192L172 191L173 193H174V195H181L182 197H185V198H188V199H195V198H198L200 195H201V197L200 198H204V197H202V196H204L205 194H207V195H205V198H206V196L208 197L207 199H209V200H213L214 198H212V199H210V196L211 197H215L216 196V192H215V190L216 191H219L218 190V186H217V188H216V186L215 185H218L217 184V182H213L212 180H209L208 178H204V180H202L203 178L202 177H195L196 175L195 174H193L191 171V173H192V175H193V177L191 176V173L190 172H187V171H189V170H185L184 172H183V174H181V176H180V174H178V173H176V176H175V174H174V171H173V168H172V165L169 163V162H167V163H165ZM261 165H263L264 166V161H261ZM134 167H136V166H134ZM138 170H139V172H138ZM141 171V172H140ZM168 171H169V173H168ZM173 171V172H172ZM166 172H167V175L169 176V178H168V176L166 175ZM190 175H189V174ZM155 174V175H154ZM169 174H171L172 175V177L169 175ZM185 174V175H184ZM153 175V176H152ZM159 175V176H158ZM167 176V179H165L166 178V176H165V178L164 177H162V179L164 180V181H166V182H163V183H165V185L167 186V185H169L168 187H166L163 183H162V185H163V187H161V184H158L159 182L161 183V180L162 179H158L157 177H161V176ZM174 175V176H173ZM184 175V176H183ZM189 175V176H188ZM185 176H187L186 178H185ZM176 178V180H175V182L172 180V182L170 183V184H168L169 182H170V180L172 179V178ZM178 177V178H177ZM189 177V178H188ZM194 177H195V179H194ZM152 178V179H151ZM171 178V179H170ZM174 178V179H175ZM181 178V179H180ZM193 178V179H192ZM170 179V180H169ZM182 180V183H181V181H180V183L181 184H183V182L184 181H186V182H188V183H184V185H185V190L181 193L180 191H178V189H177V186L176 185H178V184H180V183H178V180ZM185 179V180H184ZM190 179H192V181L194 180V184L195 185H192L193 184V182L190 180ZM196 179H197V183L200 185H198V184H196ZM169 180V181H168ZM206 180V181H205ZM155 181V182H154ZM176 181H177V183H176ZM200 181V182H199ZM204 181V182H203ZM191 184H190V183ZM208 183V184H206V183ZM141 184H142V182H140ZM144 183V182H143ZM153 183H155V184H153ZM205 185H204V184ZM212 183V184H211ZM216 183V184H215ZM172 184V185H171ZM187 184H190L189 186L190 187H192L193 186V189H190V187L189 188H187L188 187V185ZM209 184H211V185H209ZM153 185V186H152ZM207 185H209V186H207ZM215 187H214V186ZM155 186V187H154ZM162 188V189H160V187ZM171 186V187H170ZM187 186V187H186ZM195 186H198V187H196L195 188ZM151 187H149L150 189H151ZM170 187V188H169ZM208 187H209V189H208ZM213 187V188H212ZM174 188V189H173ZM199 188H201V189H203L202 191H204L203 193H202V191H201V189H200V191H197V190H199ZM211 188V189H210ZM187 189H189V191L187 190ZM195 189V191L196 192H198V193H196V192H194V191H192V190H194ZM208 189V191H206V190ZM212 189H215V190H213L212 191ZM155 190V191H154ZM174 190V191H173ZM175 190H176V193H175ZM151 191V190H150ZM151 191V192H152ZM190 191H192V192H190ZM206 191V192H205ZM209 191H210V194H209ZM177 192H179L180 194H178ZM185 192V193H184ZM201 194H200V193ZM193 193V194H192ZM185 194V195H184ZM188 194V195H187ZM190 194V195H189ZM200 194V195H199ZM203 194V195H202ZM213 194H215L214 196H213ZM194 196L193 198H191V196ZM195 195H196V197H195ZM190 197V198H189ZM84 205V207H86L87 206V208H84V207H80V208H82L81 209V211L83 212V213H88V210L87 209H89L88 207H89V205L88 204H83ZM82 205V206H83ZM85 210V211H84ZM85 214V215H86ZM87 216V215H86ZM186 226H188V225H186ZM168 227H169V230L171 229L170 228V226L169 225H166V227L164 226V228L162 229V231L163 232H165V233H163V235H164V237L166 236V233H168V238L170 239V240H173V239H171V238H175V240H176V229H174L175 230V232H173L172 233V231H173V229H171L170 231L168 230ZM167 229V231H165L164 229ZM187 228H189V227H187ZM157 230H158V228H157ZM162 233V232H161ZM170 233H171V238L169 237V235H170ZM174 233H175V235H174ZM172 235L173 236H175V237H172ZM167 236H166V239L164 240V239H159L158 237H153V238H155L156 240H157V242L159 241V244L161 243V246L160 245H158V243L156 242V240L154 241L153 240V238H150V241H152V243L150 242V245H149V242L147 243V246H151L150 248H148V249H151V248H153V251H152V249H151V251L152 252H155L154 251V249H156L157 250V247H159V249L157 250L158 252H156V254L158 253V254H160L159 255V257H160V259L162 260V259H164L165 261L167 260L168 261V259H169V256L171 257V259H172V262L174 261L173 259H175V263L174 264H177L176 263V259H177V261H178V263H181V264H194L195 262H196V264H205V262H203L202 261V259H201V255H197V256H190V255H187V254H185V253H183V252H180V248L179 249H177V247H174L173 246V244H175V241L173 240V244H171L172 242L170 241V240H168L167 239ZM171 242L170 243V245H169V243L167 244V242ZM154 242H156L157 243V245L154 243ZM179 244H180V246H185V244H183V243H181V242H179ZM153 245H155V246H153ZM169 246V247H167V246ZM157 246V247H156ZM156 247V248H155ZM160 247H163V248H160ZM173 249V247H174V249L173 250H176V251H174L175 253H177V252H179V254H173V251H171L172 249ZM169 248H170V251H169V253H168V250H169ZM176 248V249H175ZM163 249H164V251H163ZM161 250H162V252H163V254H164V256H161V255H163V254H161L162 252H161ZM166 250V251H165ZM159 251H160V253H159ZM170 253H172L173 254V256L172 255H170ZM181 253H183V254H181ZM165 254H168V256L167 255H165ZM178 255L181 257L182 255L183 256H185V257H189V259H187V258H184L183 256V259L181 258V259H179V257H178ZM187 255V256H186ZM174 256H176V257H174ZM164 257V258H163ZM166 257H168V259L166 258ZM192 258H193V260L195 261V262H193V260H192ZM158 260V259H156V260H154V261H150L151 263H157L158 264V261H160V263H162V264H172V262H171V260L169 261V262H164L163 260L161 261V260ZM185 259L187 260V261H185ZM197 259V260H196ZM158 260V261H157ZM189 260V261H188ZM190 260H191V262H193V263H191L190 262ZM180 261H182V262H180ZM185 261V262H184ZM198 261H200V262H198ZM214 260H212V261H209L207 264H211V263H214V264H218L216 261H214ZM149 262V263H150ZM159 263V264H160Z\"/></svg>",
    "mask_w": 264,
    "mask_h": 264
}]
</instances>
